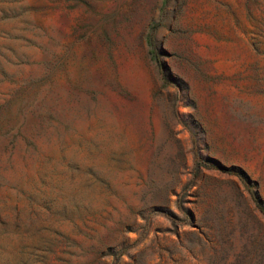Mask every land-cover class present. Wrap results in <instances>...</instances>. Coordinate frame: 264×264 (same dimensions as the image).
<instances>
[{
	"label": "rangeland",
	"instance_id": "374dc122",
	"mask_svg": "<svg viewBox=\"0 0 264 264\" xmlns=\"http://www.w3.org/2000/svg\"><path fill=\"white\" fill-rule=\"evenodd\" d=\"M0 264H264V0H0Z\"/></svg>",
	"mask_w": 264,
	"mask_h": 264
},
{
	"label": "trees",
	"instance_id": "16d2710c",
	"mask_svg": "<svg viewBox=\"0 0 264 264\" xmlns=\"http://www.w3.org/2000/svg\"><path fill=\"white\" fill-rule=\"evenodd\" d=\"M151 44V42H149Z\"/></svg>",
	"mask_w": 264,
	"mask_h": 264
}]
</instances>
